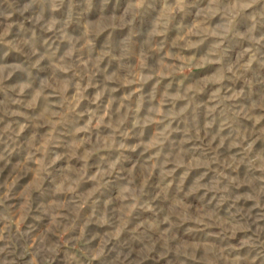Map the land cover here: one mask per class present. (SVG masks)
I'll return each instance as SVG.
<instances>
[{
    "label": "clouds",
    "instance_id": "obj_1",
    "mask_svg": "<svg viewBox=\"0 0 264 264\" xmlns=\"http://www.w3.org/2000/svg\"><path fill=\"white\" fill-rule=\"evenodd\" d=\"M0 264H264V0H0Z\"/></svg>",
    "mask_w": 264,
    "mask_h": 264
}]
</instances>
